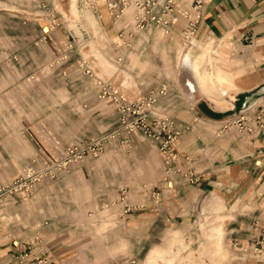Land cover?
I'll return each mask as SVG.
<instances>
[{"label": "crops", "instance_id": "0c3cea01", "mask_svg": "<svg viewBox=\"0 0 264 264\" xmlns=\"http://www.w3.org/2000/svg\"><path fill=\"white\" fill-rule=\"evenodd\" d=\"M175 2L167 28L155 27L131 37L132 11L114 21L103 0L98 8L103 25L100 35L106 43L97 45L96 51L103 53V59H108L113 67L110 82L130 100L154 90L165 91L154 114L176 118L181 132L175 144L181 173L167 175L162 170L154 186L143 182L145 186L142 184L137 189L143 199L136 204L128 198L120 203L123 190H132V180H147V175H138L136 166L132 169L126 157L113 155L91 162L88 175L97 179L95 195L100 200L102 197V202L106 197H120L116 200L120 208L119 227L129 233L127 242L149 245L143 249L146 255L151 252L147 264H154L164 254L160 247L153 249L154 242L159 238L163 244L172 234L191 240L195 247L193 264H259V259L249 250L264 221V131L243 130L239 122L245 115V123L250 125L251 119L260 115L264 123V97L249 110L240 114L239 111L246 97L264 88V0H203V18L196 36L198 48L185 54L183 47L182 56V32L188 27L185 12L194 0ZM70 10L72 14L71 4ZM77 12L78 16V9ZM40 35L45 36L43 49L58 58L73 52L74 47H82L86 43L82 36H94V33L64 24L45 35L41 31ZM204 53H210L212 63L210 72L202 75ZM86 58L88 65L94 64L91 57ZM69 61L70 65L76 64ZM75 80L71 78L64 84L72 88ZM79 80L82 86L92 83L84 77ZM96 90L93 94L86 91L77 96L97 100ZM74 93L65 92L70 99H74ZM186 98L194 101L185 106ZM100 103L107 106L113 118L116 116L113 105ZM32 130L30 141L24 135L26 128H21L32 151L29 157H21L18 145L13 142L0 145V162L13 164L14 173L21 172L20 165L47 163L63 152V147L40 127ZM135 144L133 157L139 149L147 152L156 147L149 140H138ZM119 164L124 167L115 166ZM190 175L197 182H190ZM42 236L35 237L41 248L35 249L33 256L56 264L60 258L55 251L57 242ZM26 241L20 238L2 250L0 264L17 261ZM168 261L171 263L173 259Z\"/></svg>", "mask_w": 264, "mask_h": 264}, {"label": "rangeland", "instance_id": "374dc122", "mask_svg": "<svg viewBox=\"0 0 264 264\" xmlns=\"http://www.w3.org/2000/svg\"><path fill=\"white\" fill-rule=\"evenodd\" d=\"M93 1L95 4L77 0V16L78 12L71 14V0H0V145L13 142L18 145L21 157H29L32 151L26 145L21 128H26L24 135L31 141L32 129L40 127L63 147V152L54 158L57 159L55 165H52L54 159L47 163L23 164L21 172L14 173L13 164L0 162V263L2 250L20 238L27 239L31 248L27 257L23 250L17 261L9 264H38L45 260L33 256V251L41 248L36 243L37 235L57 242L55 251L60 258L56 264H147L151 253H144L149 247L144 242L136 245L127 242L129 233L118 224L120 208L116 200L120 197H106L102 202V197L100 200L95 195L97 179L88 175L91 162L113 155L126 157L132 169L136 166L138 175H147V180H132V190H123L120 203L128 198L136 204L143 199L138 187L143 182L154 186L162 170L165 171L157 143L144 131L132 130V114L119 113L115 108L113 118L98 95L97 100L77 96L86 91L93 94L95 88L98 92L94 79L107 83L112 79L113 67L109 66L107 57L103 59V53L96 51L97 45L106 43L105 37L100 35L103 25L98 8L103 0ZM129 11L133 17L134 8ZM52 18H57V28L64 24L75 30L83 27L92 30L94 36L83 35L86 43L82 47H74L70 54L55 58L49 50L43 49L45 36L40 35L41 31L44 35L51 32ZM46 29L49 31L44 32ZM181 45V56L183 47L185 54L198 48V43ZM81 48H84L82 52ZM204 54L202 75L210 72L212 63L210 53ZM87 56L94 63L89 65L91 74H86L81 66L88 62ZM70 59L76 64L70 65ZM80 77L92 83L82 86ZM71 78L77 79L72 88L64 84ZM66 91L75 92L74 99L68 98ZM192 101L194 99L186 98L185 106ZM162 118H170L176 124L174 116ZM102 139L107 140L98 157L86 155L80 159L77 153L68 155L74 148H86ZM138 140H149L156 147L147 152L139 149L133 157L132 147ZM115 166L124 167L123 164ZM111 175L108 177L113 180ZM178 237L172 234L163 244L159 238L154 242L153 249L160 247L164 251L154 264H193L195 247L191 240Z\"/></svg>", "mask_w": 264, "mask_h": 264}, {"label": "built area", "instance_id": "2783aa9c", "mask_svg": "<svg viewBox=\"0 0 264 264\" xmlns=\"http://www.w3.org/2000/svg\"><path fill=\"white\" fill-rule=\"evenodd\" d=\"M88 3L95 4L93 0H87ZM175 0H105V6L109 16L114 21H119L132 7L134 8L132 34H140L155 27L167 28L171 23L169 15L174 12ZM96 9V6H92ZM203 0H194L190 10L185 14L188 17V27L182 32V39L185 45H193L196 43V36L202 22ZM57 18H52V26L49 30H54L59 26L56 22ZM48 29L44 32H48ZM86 69V74H91V70L87 62L81 63ZM98 88V97L100 100L115 106L119 113L132 114V130L144 131L149 138L154 140L163 156L165 173L167 175L181 173V160L176 151V142L181 135L180 130L175 122L170 118H162L154 114V109L158 98L165 94V91H151L149 94L136 100H130L120 89L111 83L94 79ZM246 116L243 115L239 124L243 130L252 132L264 131V123L260 115H255L251 119V123L246 124ZM244 122V123H243ZM107 139L93 142L86 148H74L68 153H77L80 159L86 155L98 157L103 150ZM57 163V159L52 161V165ZM187 175H184L186 177ZM190 182H197V178L193 175L189 177ZM172 185V184H171ZM249 252L259 259V264H264V221L260 225L259 234L253 239ZM30 243L25 244V257L30 249ZM22 257V256H21ZM38 264H52L46 260L38 261Z\"/></svg>", "mask_w": 264, "mask_h": 264}, {"label": "water", "instance_id": "95a60500", "mask_svg": "<svg viewBox=\"0 0 264 264\" xmlns=\"http://www.w3.org/2000/svg\"><path fill=\"white\" fill-rule=\"evenodd\" d=\"M253 96H257V97L254 99V101L252 103H248V98L253 97ZM262 97H264V88L254 92L251 95H249L248 97H246L244 103L242 104V106L240 108L239 114L249 110Z\"/></svg>", "mask_w": 264, "mask_h": 264}, {"label": "bare ground", "instance_id": "6f19581e", "mask_svg": "<svg viewBox=\"0 0 264 264\" xmlns=\"http://www.w3.org/2000/svg\"><path fill=\"white\" fill-rule=\"evenodd\" d=\"M77 0H71V9H72V11H74V12H77V2H76ZM202 63L204 62V61H201ZM202 63H200L199 64V67L201 66V64ZM199 67H198V69H199ZM200 70V69H199ZM257 96H253V97H249L248 98V103H252L253 101H254V99L256 98ZM219 239H220V236H219V238H218V241H219ZM217 249H219V245L217 244Z\"/></svg>", "mask_w": 264, "mask_h": 264}]
</instances>
